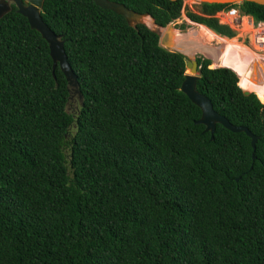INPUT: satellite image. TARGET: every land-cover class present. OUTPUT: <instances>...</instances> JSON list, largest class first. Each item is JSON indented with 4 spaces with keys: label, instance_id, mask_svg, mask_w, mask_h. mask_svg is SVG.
Masks as SVG:
<instances>
[{
    "label": "trees",
    "instance_id": "trees-1",
    "mask_svg": "<svg viewBox=\"0 0 264 264\" xmlns=\"http://www.w3.org/2000/svg\"><path fill=\"white\" fill-rule=\"evenodd\" d=\"M158 27L183 0H109ZM193 23L227 38L215 15L264 6L200 4ZM82 104L67 111L48 43L11 11L0 19V264H264V104L227 68L202 60L196 90L251 139L216 125L180 91L186 58L143 24L91 0H45ZM186 29L181 25V30ZM252 155L255 160L252 161Z\"/></svg>",
    "mask_w": 264,
    "mask_h": 264
},
{
    "label": "water",
    "instance_id": "water-1",
    "mask_svg": "<svg viewBox=\"0 0 264 264\" xmlns=\"http://www.w3.org/2000/svg\"><path fill=\"white\" fill-rule=\"evenodd\" d=\"M91 1L97 7L104 10H109L114 14L123 17L127 22V24L131 27L139 24H144L143 22L144 18H150L149 15L147 14L137 13L133 10L128 9L122 4L111 2L109 0H91ZM169 1L175 2L177 0H169ZM197 1L200 4H219V5H232V4H241L243 2H250L264 6V0H197ZM44 2L45 0H0V19L11 11L12 5L15 6L16 13L25 17L31 29H34L37 32H39L42 38L48 43L50 57L53 62V69H55V67L58 65L59 69L65 76L67 82V91L69 94L68 105L69 102L72 101L74 98H76L79 101V104L81 105L83 98L79 91L76 75L73 73L67 61V56L63 48V42L61 40V37L54 34L42 20L41 12ZM170 28L175 30L172 24H168L164 30H166L167 32ZM157 34L159 35V33ZM159 45L162 48L168 50L169 52H173V53L176 52L183 54L180 51L170 49L169 47L170 40H168L167 38V33H164L163 35H159ZM198 79H199V75L197 71L196 61H194L193 59L186 61L185 78L180 86V91L184 93L190 99V101L201 110V118L196 122V124L197 125L200 124L205 127L204 131L210 133V140H213L214 138V132L217 124L221 125L223 128L233 133L243 132L251 139V147L254 153L255 144L258 140V137L254 136L246 127L232 125L231 123L228 122V120L225 117L215 112L210 100L196 90V82ZM243 94L245 96H249L252 93L243 91ZM262 118L264 120V112ZM254 160L255 157L254 155H252V161Z\"/></svg>",
    "mask_w": 264,
    "mask_h": 264
},
{
    "label": "bare ground",
    "instance_id": "bare-ground-1",
    "mask_svg": "<svg viewBox=\"0 0 264 264\" xmlns=\"http://www.w3.org/2000/svg\"><path fill=\"white\" fill-rule=\"evenodd\" d=\"M229 20L232 21L233 19L230 18ZM143 22L150 29H154L155 26L150 18H144ZM162 32L163 34L167 33V38L170 40V49L180 51L186 56L191 55L194 46L198 47L202 41L201 38L197 37L198 34L196 35V33L194 35L190 34L184 36L177 31H173L171 28L167 32L166 30H162ZM202 33L205 34L206 39L215 41L217 44L222 43L221 45L226 46L225 53L219 58V60L216 58V51L212 53L215 57V63H219L220 67L233 71L239 78L241 86L247 89H242L238 84L241 90L246 92H250V90L253 91L258 99L261 102H264V60L259 58L257 62H254V57H258L256 54L252 53V50H244L240 47L241 45H238L235 41H226V39L221 40L218 38L220 36L216 37L212 31H209V29H203ZM258 40L260 43H257V45L264 46V38Z\"/></svg>",
    "mask_w": 264,
    "mask_h": 264
},
{
    "label": "rangeland",
    "instance_id": "rangeland-1",
    "mask_svg": "<svg viewBox=\"0 0 264 264\" xmlns=\"http://www.w3.org/2000/svg\"><path fill=\"white\" fill-rule=\"evenodd\" d=\"M199 8H200V3L197 0H193V1L192 0H183V11L181 13L180 18L178 20H175V22L178 23L177 24L178 26H180V25H185L186 26V29H184L182 31H179V30H176L175 29L176 31H178L179 33H181V35L187 36V35H190V34L191 35H194L196 33V35L198 34L197 37L203 39V41H201L200 45H198L199 48L194 46V49L192 50L191 55H189V56L184 55L185 58H186V61L189 60V59H192V58H194L196 56H201L203 58L207 57L204 53L200 52V48H202V47H210V48H218V47H220L219 50L222 49V54L224 53L225 48H226L225 45H221L220 46L219 44H217V42L206 39L205 38V34L202 33L203 30L200 27H197L198 25L196 26V24H193L192 22H190V20H188L186 18L185 13L187 11H191L193 13H200V9ZM229 11L219 12V13H217L215 15V16H217L219 18L220 23L227 25L228 23L229 24H232L234 22V20H232V21L229 20L230 18L233 19L232 16L225 14V13H227ZM235 11H238V10L235 9ZM252 22H253L252 18H250L248 16L241 15V21H240L239 26L231 25L232 27H230L236 33L235 34V37L233 38V40L231 39V41H235L238 45H241L240 46L241 48L244 47L243 49L244 50H248V51H251L252 50V48H251V42L253 40V37H258V39L264 38L263 35H262V33H261V31L259 29H251L248 26V24L250 25ZM229 24H228V26H229ZM255 26H256V24H255ZM155 29L156 28L154 27V31H156ZM162 30H164V29H162ZM162 30L159 31L160 35L163 34ZM175 30H173V31H175ZM258 34L260 36H258ZM246 35H249L250 36V38H251L250 40L251 41L248 42L246 40L245 41L246 43L243 44V45L237 41V39H239V38L244 39V37ZM252 45L254 46L253 49H254L255 52L256 51H264V46H260V45L254 44V43ZM245 48H247V49H245ZM198 49H199V51H198ZM213 50H215V49H213ZM254 51L252 50V53L253 54H255ZM208 68L215 69V68H221V67L219 66V63L216 64L213 61L212 64ZM239 85L241 86L240 80H239ZM241 88L242 89H246V88H243V86H241ZM250 92H253V91L250 90ZM261 103H264V102H261ZM78 106H79V101L76 98H74L72 101L69 102V105L67 106V111L69 113L74 114V113L77 112Z\"/></svg>",
    "mask_w": 264,
    "mask_h": 264
},
{
    "label": "flooded vegetation",
    "instance_id": "flooded-vegetation-1",
    "mask_svg": "<svg viewBox=\"0 0 264 264\" xmlns=\"http://www.w3.org/2000/svg\"><path fill=\"white\" fill-rule=\"evenodd\" d=\"M237 12V11H236ZM195 14H200V13H195ZM148 15V14H147ZM186 16V15H185ZM150 17V16H149ZM187 18V17H186ZM150 19L152 20V22H153V25L155 26V30L156 31H154V29H151V31H153V32H156V33H159V31L160 30H162V29H165L166 27H158V26H156L155 25V23H154V21H153V19L150 17ZM188 19V18H187ZM178 20V19H177ZM189 20V19H188ZM175 22V21H174ZM170 23V24H172L173 25V28L174 29H176V30H179V31H182L181 30V25L180 26H178L177 24V22H175V23ZM191 22V21H190ZM193 23V22H192ZM231 23V22H230ZM196 24V23H195ZM229 24V23H228ZM227 24V25H228ZM239 24H240V21H237V20H234V22L232 23V24H229V28L230 27H232L231 25H234V26H239ZM143 25H145V26H147L145 23L143 24ZM134 27V26H133ZM148 27V26H147ZM198 27H200L202 30L203 29H206V30H208L206 27H203V26H200L199 24H198ZM149 28V27H148ZM162 28V29H161ZM150 29V28H149ZM175 30V31H176ZM210 31V30H209ZM178 32V31H177ZM234 33H235V31H234ZM214 34V33H213ZM216 34V33H215ZM214 34V35H215ZM236 34V33H235ZM159 35H160V33H159ZM158 35V36H159ZM161 35H163V34H161ZM216 37H218V36H220V37H222V38H220V37H218L219 39H221V40H224V39H226V41H230L231 39L233 40V38L235 37V35H234V37H232V38H227V37H225V36H221V35H218V34H216L215 35ZM251 38H250V36L249 35H246L245 37H244V39H241V38H239V39H237V41L239 42V43H241L242 45L243 44H245L246 42V40L249 42V41H251L250 40ZM202 41H203V39H202ZM259 40H258V37H253V40H252V42H251V48H252V50L254 51V49H253V43L254 44H257V43H260V42H258ZM221 44L222 43H220L219 45L221 46ZM244 48V47H243ZM213 49H215L216 50V53H217V60H219V58L222 56V55H224V53H225V51H224V53L222 54V49L221 50H219L220 49V47H218V48H210V47H202V48H200V52H202V53H204L207 57H205V58H203V57H201V56H196V57H194V58H192L194 61H196V63H197V71H198V75H200V69H201V67H202V64H201V61L202 60H204V59H206V60H209L211 63H210V65L212 64V62L214 61L215 62V57L213 56V52H215V50H213ZM198 51H199V49H198ZM255 52V51H254ZM211 54V55H210ZM255 54L257 55V57L258 58H262L263 60H264V51L262 52V51H256L255 52ZM183 55V54H182ZM184 56V55H183ZM258 58H255L254 57V62H257L259 59ZM190 60V59H189ZM188 61V60H187ZM209 65V66H210ZM208 66V67H209ZM223 68V67H222Z\"/></svg>",
    "mask_w": 264,
    "mask_h": 264
},
{
    "label": "built area",
    "instance_id": "built-area-1",
    "mask_svg": "<svg viewBox=\"0 0 264 264\" xmlns=\"http://www.w3.org/2000/svg\"><path fill=\"white\" fill-rule=\"evenodd\" d=\"M182 11H183V9H182ZM181 13H182V12H181ZM225 14L232 16L234 20L241 21V16H240L236 11H234V10H230L229 12H227V13H225ZM215 17L219 20V18H218L217 16H215ZM186 20H187V19H186ZM219 22H220V20H219ZM221 24H222V23H221ZM248 26H249L251 29H259V30L261 31L263 37H264V23H259V24H257L256 26H254V24H253V22H252L250 25L248 24ZM258 36H260V35L258 34ZM262 52H263V51H262Z\"/></svg>",
    "mask_w": 264,
    "mask_h": 264
},
{
    "label": "clouds",
    "instance_id": "clouds-1",
    "mask_svg": "<svg viewBox=\"0 0 264 264\" xmlns=\"http://www.w3.org/2000/svg\"><path fill=\"white\" fill-rule=\"evenodd\" d=\"M231 10H233V9H231ZM234 11H235V9H234ZM237 13L241 16V14L239 13V11H237ZM251 18V17H250ZM234 20V19H233ZM253 24H254V22H253ZM224 25H226V24H224ZM254 26H255V24H254ZM205 27V26H204ZM208 29V28H207ZM222 68V67H221Z\"/></svg>",
    "mask_w": 264,
    "mask_h": 264
},
{
    "label": "crops",
    "instance_id": "crops-1",
    "mask_svg": "<svg viewBox=\"0 0 264 264\" xmlns=\"http://www.w3.org/2000/svg\"><path fill=\"white\" fill-rule=\"evenodd\" d=\"M216 35V34H215Z\"/></svg>",
    "mask_w": 264,
    "mask_h": 264
}]
</instances>
